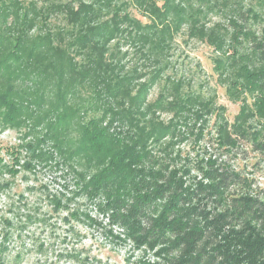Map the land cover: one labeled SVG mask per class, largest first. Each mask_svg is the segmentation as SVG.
Instances as JSON below:
<instances>
[{
    "label": "trees",
    "instance_id": "obj_1",
    "mask_svg": "<svg viewBox=\"0 0 264 264\" xmlns=\"http://www.w3.org/2000/svg\"><path fill=\"white\" fill-rule=\"evenodd\" d=\"M263 17L264 0H0V130L20 132L0 175L54 168L63 181V192L28 186L35 201L17 195L0 218V264L20 261L5 245L13 229L50 219L38 202L100 226L81 201L107 220L112 244L152 254L137 264H264V185L235 165L245 145L264 155ZM183 28L217 54L240 103L231 122L182 79L148 101ZM183 142L193 157L175 150Z\"/></svg>",
    "mask_w": 264,
    "mask_h": 264
},
{
    "label": "rangeland",
    "instance_id": "obj_2",
    "mask_svg": "<svg viewBox=\"0 0 264 264\" xmlns=\"http://www.w3.org/2000/svg\"><path fill=\"white\" fill-rule=\"evenodd\" d=\"M76 1L72 0L73 3ZM128 11L134 18L146 22L147 18L135 8L130 7ZM211 19L213 23L218 21L216 17ZM258 26L259 24H256V27ZM185 31L183 28L170 43L168 52L170 65L150 89L148 101L157 97L163 85L168 86L170 83L182 79L184 90L191 89L205 97L214 94L216 106L225 108L224 116L231 122L239 110L240 103L230 101L225 94L227 82L224 79L226 73L221 74L216 70L213 62L217 54L213 47L205 41L187 39ZM122 51H127L128 55L125 62L129 61L128 63L132 66V63L137 59L133 48L129 43H126L122 45ZM157 116L166 122L171 118L167 114H157ZM214 121L215 117H211L207 125V131L211 134L214 133ZM19 134L20 132L14 129L0 130V147L3 148L0 155L8 165L12 163V157L6 149L19 144ZM242 148L243 151L239 152L235 165L245 172L253 174L258 182L264 185V155L254 152L249 145ZM175 150L183 151L185 154L190 153L192 157L195 153L188 142H183ZM36 170V174H27L22 171L14 178L9 177L6 173L0 175V180H9L7 190L0 192L1 219L11 216L10 205L12 203L17 205L19 193H23L28 200L31 198L35 201L34 197L30 196L31 193L27 191L28 186L39 187L44 185L47 186L48 191L61 192L63 181L58 178V175L61 174L58 172L59 169L38 168ZM81 202V210L91 217H96L97 222L101 223L100 226L89 224L86 219H82L83 222L71 220L70 223H66L63 220L65 213H51V207L47 206L45 202H38L37 206L42 204L39 215L47 213L50 219L44 223L25 224L24 230L15 231L13 229L5 242L8 247L7 254L13 259L19 253L21 258L17 264H79L78 261L91 263L92 259L95 260L96 264L99 262V264H137L142 258L153 259L151 253L143 254L141 251H136L129 243L112 244L105 232L109 228L107 220L96 216L97 213L92 205ZM11 208L14 209L12 206ZM19 221L21 222L20 219ZM23 221H25L24 218ZM113 230L114 232L117 231L116 228ZM72 256L77 261L74 262Z\"/></svg>",
    "mask_w": 264,
    "mask_h": 264
}]
</instances>
